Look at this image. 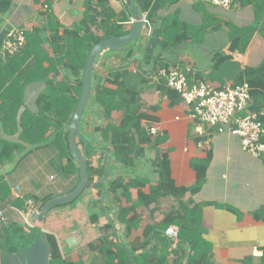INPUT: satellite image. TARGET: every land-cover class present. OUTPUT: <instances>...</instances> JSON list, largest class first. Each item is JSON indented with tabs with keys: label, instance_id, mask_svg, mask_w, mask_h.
<instances>
[{
	"label": "crops",
	"instance_id": "0c3cea01",
	"mask_svg": "<svg viewBox=\"0 0 264 264\" xmlns=\"http://www.w3.org/2000/svg\"><path fill=\"white\" fill-rule=\"evenodd\" d=\"M110 1L113 10L122 17L126 13L125 2ZM84 3L85 0H12L10 12L0 16V62L6 60L4 45L12 28H22L27 33L39 28L46 30L45 16L48 13L54 14L58 23L65 28H73L83 19ZM218 8L199 0H161L151 28L143 31V39L119 52L104 53L94 67L95 73L103 77L109 69L125 67L138 75V80L145 79L151 77L154 62L159 59L166 62L171 70L180 68L190 73L191 86L199 82L216 89L235 85L246 68L258 67L264 61V36L260 31L264 18L260 20L254 8L243 6L242 0H237L229 10ZM127 16L125 25L132 29L128 23L133 19V14ZM209 18H214V21L211 22ZM234 37L240 39V47L245 53L239 59L226 61L219 68H214V55L224 51ZM177 40L184 42L172 46ZM49 52L52 55V50ZM1 78L2 71L0 81ZM160 83L161 78L155 72L154 79L143 89L145 109L154 106L158 109L149 113L157 121H143L142 125L149 127L157 123L165 133L166 141L162 148L164 153L169 154L172 179L176 186L193 185L197 181V172L192 162L206 160L208 153L212 154L202 190L194 196L187 194L185 198V201L190 199L201 206L203 238L211 247L210 264H264V212L259 218L256 216L264 207L263 157H255L245 151L240 137L231 133L221 134L216 129L204 128L205 134L201 136L203 127L193 121L190 109L181 104L171 105L167 96L157 90ZM44 89V83L29 85L25 91V107L34 109L37 97ZM97 110L96 107L89 108L87 115H84L81 132L89 142L88 147L94 149L91 157L96 162L100 156L95 153L104 154L100 165L106 168L107 176L99 181L105 182L104 192L99 197V189L87 188L70 206L48 213L43 224V230L56 239L62 258L69 264H103L99 246L107 235L134 251L144 240L145 228L161 223L168 212L179 206L174 198H162L159 204L138 206L123 222L119 216L121 211L139 202V192L148 195L158 185L157 151L149 146H140L134 155L135 167L122 169L114 159L112 146L105 144L96 132L97 127L103 124ZM1 116L0 110V120ZM121 117L120 113L117 121ZM20 132L21 128L18 134H10L0 123V140L21 143ZM200 138L207 143L206 148L199 146ZM78 146L81 151L85 148ZM37 150L30 154L18 153L15 160L0 164V213L9 224L24 225L22 213L31 196L67 193L76 183L77 174L72 171L67 176L66 185H63L65 188L41 192L42 182L39 185L32 178L42 164L22 163L25 158H34ZM57 154L63 169L68 160L60 149L55 157ZM15 163L17 170L9 175ZM18 166H24L22 174H19ZM119 178L124 180L125 185L132 182L135 186L130 188L128 194L122 189L115 196L110 193L108 182ZM138 180L145 185H140ZM96 201L102 202L101 209L104 211L99 223L92 224L89 212ZM2 224L0 217V264H9L7 253L2 248ZM108 224L113 225L112 231H107ZM169 258L171 263L175 259L173 254Z\"/></svg>",
	"mask_w": 264,
	"mask_h": 264
},
{
	"label": "trees",
	"instance_id": "16d2710c",
	"mask_svg": "<svg viewBox=\"0 0 264 264\" xmlns=\"http://www.w3.org/2000/svg\"><path fill=\"white\" fill-rule=\"evenodd\" d=\"M132 1L137 10L141 14H147L148 20L152 21L159 10L161 0ZM242 2L243 6H252L260 20L264 18V0H242ZM11 8L12 0H0L2 14H7ZM125 12L122 17H119L113 10L110 0H85L83 19L73 28H65L58 23L54 14L48 13L45 16L46 30L39 28L30 33L26 32L25 47L19 53L8 55L6 60H1L0 110L2 116L0 123L10 134H18L21 128V143L0 140V164L15 160L18 153L30 154L49 145H58L64 158L68 160L63 170L68 174L76 171L77 174L75 185L67 193L76 188L80 180V169L70 150L69 124L80 100L83 70L87 57L95 45L103 40L130 32L131 27L126 26L125 22L128 21L127 14L131 16L132 12L126 5ZM260 29L264 36V25ZM182 42L184 41L177 40L171 45L177 46ZM240 44V39L234 37L224 51L216 53L214 68H219L226 61L241 58L245 51ZM49 50H52V55ZM130 54L132 56L133 52ZM159 67L171 70L166 62L156 59L151 77L145 79L138 80V75L125 67L109 69L103 77L93 71L92 92L86 111L90 107L98 109L97 115L102 119L103 124L97 127L96 132L100 134L105 144L112 146L116 162L122 169L130 170L135 167L134 155L140 146H149L157 151L158 185L153 187L148 195L139 192V202L124 208L119 214L120 218L125 222L126 216L135 211L138 206L150 207L153 204H159L162 198H174L179 204L177 208L165 215L161 223L145 228L144 240L136 246L134 251L111 240L108 235L105 236V241L102 240L99 246L104 259L103 264H210L211 247L203 238L200 222L201 206L190 199L185 201V198L187 194L194 196L202 190L212 154L209 152L206 160L192 162V167L197 172V181L193 185L178 187L172 179L169 154L164 153L162 148V144L166 141L165 133L160 129L159 134L153 136L150 134L151 126L142 125L143 121L151 123L157 121L149 113L157 111L158 107L145 109L142 92L145 86L151 83L152 78L154 79V74L158 72ZM176 69L182 71L189 81L190 73L180 68ZM58 72H60L59 75H57ZM38 82L44 83L45 89L37 97L35 108H27L24 105L26 88ZM242 83H248L250 86V110L260 113L264 109V61L258 67L246 68L236 81V84ZM156 88L167 96L171 105L181 104L189 110L179 92L168 87L166 78H161V83ZM120 113L122 117L117 121ZM201 140L200 138L199 141ZM262 141L264 142V138ZM78 145L85 146V142L79 139ZM93 151L94 149L88 147L86 189L91 187L99 189L100 197L104 192L105 182L99 181L107 176V170L102 164L100 165L103 163L104 154L95 153L100 156L96 162L91 157ZM262 157L264 160V155ZM108 183H110V193L115 196L122 189L128 194L130 188L135 186L132 182L125 185L122 178ZM140 185L145 184L140 182ZM67 193L33 195L31 198L41 210L50 200ZM101 204V201L92 204L89 212L92 224L100 221L101 212L104 211L101 209ZM263 212L264 207L256 213V216L259 218ZM131 222L135 224L134 220ZM2 226V248L6 251L15 234L26 233L25 223L24 225L9 224L7 221ZM172 226L179 229V241L176 247L166 235V231ZM112 229L113 225L108 224L107 231ZM38 232L37 230L27 233L35 236ZM47 239L51 246L50 264H69L62 258L56 239L49 234ZM139 251L142 252L137 253ZM172 254L175 259L171 263L169 256Z\"/></svg>",
	"mask_w": 264,
	"mask_h": 264
},
{
	"label": "built area",
	"instance_id": "2783aa9c",
	"mask_svg": "<svg viewBox=\"0 0 264 264\" xmlns=\"http://www.w3.org/2000/svg\"><path fill=\"white\" fill-rule=\"evenodd\" d=\"M215 7L229 10L237 0H199ZM122 4L125 2L121 0ZM126 4V3H124ZM0 12V16H1ZM145 28H151V21L147 14H141ZM134 20L128 23L133 25ZM26 44V31L22 28H12L8 33V39L4 45V52L8 55L19 53ZM158 76L167 79L169 88L179 92L186 106L190 109V116L194 122L203 128L200 130L204 136V128L216 129L218 133H231L240 137L243 149L255 157L264 155V109L260 113L250 110L251 94L248 83L227 85L222 89H216L207 83L191 86L187 76L179 69L168 71L165 68L158 69ZM160 127L154 124L150 127V134L157 136ZM200 147H207L205 141L199 143ZM19 189V188H18ZM17 191V190H16ZM40 210L33 199L26 202V210L22 213L24 223L33 226V215ZM1 222H7L3 213H0ZM166 235L173 241L176 247L179 241V229L170 227Z\"/></svg>",
	"mask_w": 264,
	"mask_h": 264
},
{
	"label": "water",
	"instance_id": "95a60500",
	"mask_svg": "<svg viewBox=\"0 0 264 264\" xmlns=\"http://www.w3.org/2000/svg\"><path fill=\"white\" fill-rule=\"evenodd\" d=\"M125 3L133 14L134 23L132 29L128 34L101 41L90 51L83 70L80 100L69 124V145L72 156L80 169V180L73 191L50 200L41 208L37 215H33L32 220L35 221V224L33 226L25 225L26 233L15 234L16 236L11 238L6 249L9 264H50L51 246L47 239V234L43 230L46 215L57 206L73 203L86 189L89 142L82 135L81 122L90 101L94 67L104 53L121 51L124 47L139 40L144 31L145 22L140 11L134 6L132 0H125ZM79 139L85 142L83 151L78 146ZM37 230L39 232L35 236L28 234Z\"/></svg>",
	"mask_w": 264,
	"mask_h": 264
},
{
	"label": "rangeland",
	"instance_id": "374dc122",
	"mask_svg": "<svg viewBox=\"0 0 264 264\" xmlns=\"http://www.w3.org/2000/svg\"><path fill=\"white\" fill-rule=\"evenodd\" d=\"M218 9L224 11L222 8H218ZM213 19L209 18L208 20H210L212 22V21H214ZM143 37L144 36L141 35L140 39L137 41L138 42L141 41L143 39ZM109 54H111V52L106 53V55H109ZM88 111H89V109L86 111L85 116L87 115ZM59 148L60 147L58 145H49L42 150H37L34 153V156H33L34 158H29V159L25 158L24 162H22V163H25L27 161L28 163L35 162V163H41L42 164L38 170V173L35 172L34 174H36V175L34 176V178H32L34 183H35L34 180H36V182L39 185L42 182L43 187H41V192H54L55 190H60L61 188H65L63 185H66L68 173H65V171L63 169H64V167H66L67 163L65 164V166L62 169V167L60 166V159L58 158V154L55 157V153L58 152ZM28 163H25V164H28ZM23 167L24 166H18L19 174H22ZM13 170L14 171L17 170L16 163L13 164V166H11V172L9 171V175H12ZM52 177H53L54 181H52L53 179L51 180ZM71 204L72 203L57 206V207L53 208L51 211H54V210H57L60 208L68 207Z\"/></svg>",
	"mask_w": 264,
	"mask_h": 264
},
{
	"label": "clouds",
	"instance_id": "9594fccd",
	"mask_svg": "<svg viewBox=\"0 0 264 264\" xmlns=\"http://www.w3.org/2000/svg\"><path fill=\"white\" fill-rule=\"evenodd\" d=\"M33 224H35V221H33Z\"/></svg>",
	"mask_w": 264,
	"mask_h": 264
}]
</instances>
